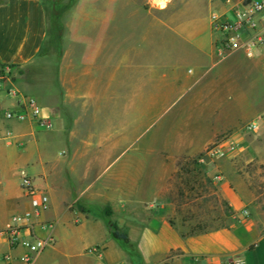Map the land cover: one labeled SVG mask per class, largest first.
Masks as SVG:
<instances>
[{"label": "crops", "instance_id": "obj_1", "mask_svg": "<svg viewBox=\"0 0 264 264\" xmlns=\"http://www.w3.org/2000/svg\"><path fill=\"white\" fill-rule=\"evenodd\" d=\"M189 4L184 3L167 20L138 10L145 22H151L150 34L143 40L151 37L156 41L152 34H158L159 40L148 52L134 50L135 60L130 66L121 58V67L117 64L113 68L104 85L100 80L105 68L97 74L90 66L92 53L103 50V25L108 21L102 15H84L69 27L67 70L60 64L55 69L52 59L45 83L29 85L22 77L3 82L9 87L0 91V229L13 217L32 211L21 189V171L26 170L50 199L46 210L18 222L22 239L53 240L36 257L35 264H107L108 258L124 257L122 246L111 236L107 218L92 217L90 209L80 208L90 205L102 213L110 212V221L135 245L137 264H264V177L242 184L230 162L235 156L232 153L219 158L215 165L204 163L200 170L203 181L209 178L234 216L221 227L184 231L177 195L181 184L173 178L178 159L205 156L218 138L229 134L245 139L241 150L247 162L258 156L264 165V126L256 133L245 131L264 112V97L260 104L247 101L232 70L239 68L248 79L257 75L264 80V45L252 58L242 51L223 55L210 16L215 9L226 14L227 7L219 1L198 0L190 20L175 19ZM204 7L212 10L202 21L198 11ZM90 8L84 11H107L102 6ZM48 24L43 0H6L0 4V77L2 67L24 70L37 64L49 38ZM203 32L210 35L201 36ZM81 45L84 65H89L83 71L79 66ZM65 75L67 81L63 80ZM97 75L100 78L93 80ZM124 76L130 77L126 85ZM14 91L38 97L53 125V145H65L69 162L64 167L46 164L35 124L7 119L6 113L18 108ZM125 91L131 93L126 100ZM125 106L133 109L132 115L135 112L131 117L135 123L140 119L166 122L156 136L157 142L142 155L128 156L122 133L108 130L83 136L69 131L66 144L62 142V125L83 124L92 117L106 122L108 108L115 109L110 117L120 123ZM13 146L23 152L7 148ZM94 248L101 250L100 256L88 252ZM27 254V248L0 240V264H22L19 258ZM118 264L130 263L120 260Z\"/></svg>", "mask_w": 264, "mask_h": 264}, {"label": "rangeland", "instance_id": "obj_2", "mask_svg": "<svg viewBox=\"0 0 264 264\" xmlns=\"http://www.w3.org/2000/svg\"><path fill=\"white\" fill-rule=\"evenodd\" d=\"M5 1L6 0H0V4ZM195 2L197 3L198 0H43L49 21V38L45 43L43 52L38 58L37 64L25 68L24 70L19 67L5 66L1 68V76L14 79L22 77L29 85L45 83V79H47L46 73L51 72V68L53 67L52 59H55L56 61H54L55 69H57L60 64L67 70L69 63L67 53L69 27L73 26L76 20L83 19L84 15H102L106 16V21H108L107 24L103 25V29L105 31L101 44L103 50L102 52L92 53L93 57L92 61H90V66L92 71H95L97 74L105 68L103 77L100 80L101 84L104 85L107 83L108 74L113 70V68L117 64L121 67V58L124 59L126 66H130L132 63L131 61L135 60V52H148L151 46L155 48V42L159 40L158 34H152L156 41H154L151 37L147 38V41L143 40L145 35L150 34L149 25L151 22L149 20L145 22L143 19L145 16L137 12L138 10L144 9L146 11H150V15L153 18L167 20L173 18L184 3H190L189 5H186L181 14L175 18L177 20L187 21L190 20L196 13L195 10L197 9V5L194 4ZM101 6L103 7L102 9L105 7L107 11L93 13L90 11H84L91 9L90 7ZM211 10L212 8L209 7L199 9V18H201L202 21L208 19ZM93 16L92 19H94ZM209 35V32H203L201 36L208 37ZM213 35L215 37H220V34L215 32ZM228 54L229 53H225L223 55ZM80 58V71H83L85 67H89L88 64L84 65L83 45H81ZM122 68H125L124 64ZM232 70L235 71L234 75L239 79L241 89L245 91V99L247 101H255L257 104L262 103L264 97L263 77L256 75L251 76L248 79L243 76V73L241 72L242 69L232 68ZM79 78L82 82L83 76L81 75ZM99 78L100 77L97 75L93 77V80L96 79L97 81ZM63 80L67 81L66 75L63 76ZM126 80H130V77L127 78L124 76L125 85L129 83H126ZM47 82H50V80ZM43 85L48 87V84ZM8 87V84L3 83V90H6ZM130 94L131 93L127 91L124 92L125 100L130 98ZM33 97L38 98L34 95ZM114 110L115 109L113 108L107 109L109 117H107L106 122L103 119L102 121H95L92 117L86 119V122L83 124L72 123L62 125L64 127L63 131L65 132V139H63L62 142L66 144V137L69 131L77 132L80 136H83L89 135L90 133L94 134L100 131L108 130L118 134L122 133L123 148L127 151L128 156L138 157L144 153L149 145L154 144V141L157 142L156 136L158 135V132L161 134V131L166 125L165 121L161 123H154L155 119L150 122L147 121L148 119H140L138 123H135V118H131L135 115V112L134 115H132L133 109L126 106L122 109V121L120 123H115V120L110 117L112 111ZM117 110L118 112L120 111V109ZM52 129V123L50 129L37 127L36 137L39 139V145L45 151L46 164L49 167L55 165L57 168H61L69 162V157L65 152V148H63L65 146L64 144V146L61 143L53 145ZM231 136L232 135L229 134L222 135L212 145H215L218 141L225 140ZM7 148L14 153L20 154L23 152L22 149L16 146ZM32 148L35 150L36 146L33 145ZM59 152H62L61 157L59 158L60 162H58ZM232 154L235 156L230 160V162L235 169L236 179H238L242 184L247 183V181L250 180L259 181L263 179L264 165L259 163L258 156L254 158L253 162H247L243 150L240 149ZM218 161L219 158L214 160L209 159L205 154L200 163L201 165L204 163L215 165ZM57 162L59 164H57ZM189 168L191 169L192 166ZM200 169L201 167H198L196 172L187 176L189 181L187 185H185L184 182L181 183L180 189H184V191L181 190L184 192V197L181 198L179 193H177L179 204L181 206L180 214L185 225L184 231L187 232L207 231L224 226L227 224L229 217L234 216V210L231 209L224 202L221 196L215 192V189L211 187L209 178L207 180L204 178L205 181H203ZM64 175L66 179L68 173L65 172ZM220 175L223 177L222 173H220ZM199 184L206 185L207 187H200ZM231 187L235 189L233 184H231ZM175 191L178 192L177 189ZM80 208L85 210L90 209L92 212H90L89 215L92 217H102L103 219L108 218L106 221H108L109 224L110 219L105 216L106 212H100L97 206H80ZM110 222L112 223V221ZM116 243L119 246H122L124 250V257H121V259L119 257L113 259L108 258L107 264H118L120 260L125 262L128 260L130 264H137L135 263L137 261V257L135 256V245L131 248L122 242L117 241Z\"/></svg>", "mask_w": 264, "mask_h": 264}, {"label": "built area", "instance_id": "obj_3", "mask_svg": "<svg viewBox=\"0 0 264 264\" xmlns=\"http://www.w3.org/2000/svg\"><path fill=\"white\" fill-rule=\"evenodd\" d=\"M227 7V13L221 14L214 10L210 21L213 30L220 34L219 50L222 54L242 51L247 57H254L257 50L264 45V0H214ZM7 77H0V91ZM13 97L19 98L18 108L6 113L9 120L20 122L31 121L37 127L50 129L51 123L42 111L37 99L30 95H21L13 92ZM264 126V112L245 127V131L256 133ZM9 135H11L9 133ZM11 137V136H10ZM11 140V138H9ZM245 144L243 137H229L218 141L209 147L206 156L209 159L225 157L229 153L239 151ZM204 157V156H203ZM203 157L200 159H203ZM21 189L30 201L32 211L13 217L12 221L0 229V240L10 246L21 245L28 249L30 254L19 258L22 264H35V259L52 245V238L22 239L21 226L18 222L28 219L33 213L40 214L49 206V196L37 188L32 177L26 170L21 171ZM90 254L101 255L99 248L88 251ZM8 260H11L9 257Z\"/></svg>", "mask_w": 264, "mask_h": 264}, {"label": "trees", "instance_id": "obj_4", "mask_svg": "<svg viewBox=\"0 0 264 264\" xmlns=\"http://www.w3.org/2000/svg\"><path fill=\"white\" fill-rule=\"evenodd\" d=\"M203 156L204 155H200V156L195 157V158L183 157V158L178 159L176 162L177 172L174 174L173 178L177 179L180 184L184 182V184L187 185L189 183L187 176L190 175L191 173L196 172L198 167L201 166L200 159ZM190 166H192L191 169L189 168ZM199 185H200V187H203L202 184H199ZM179 195L181 197H184V192H182L181 189H179ZM82 210L84 211L85 209L82 208ZM105 216L109 217L110 212L107 211ZM109 229L111 232V236L115 240L122 242L125 245L130 246L132 248L133 245L131 244V242L128 238V235L125 232H122L116 224L111 223L109 221ZM136 254H137V252L135 251V256H136Z\"/></svg>", "mask_w": 264, "mask_h": 264}]
</instances>
